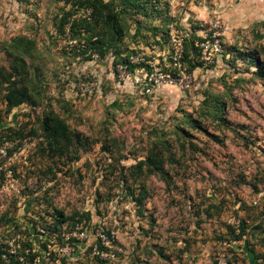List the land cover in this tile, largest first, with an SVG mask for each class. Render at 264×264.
Returning a JSON list of instances; mask_svg holds the SVG:
<instances>
[{
  "label": "rangeland",
  "instance_id": "1",
  "mask_svg": "<svg viewBox=\"0 0 264 264\" xmlns=\"http://www.w3.org/2000/svg\"><path fill=\"white\" fill-rule=\"evenodd\" d=\"M76 1L0 0V74L27 75L32 93L7 113L0 85V138L38 130L6 161L12 179L1 175L0 218L11 219L0 220L1 239L13 249L26 237L43 264H264V74L254 64H264V0H102L122 29L103 56L92 10ZM173 33L194 42L191 90L144 95L135 70L119 80L114 52L166 61ZM213 36L219 52L204 63L196 43ZM16 38L33 44L17 74ZM51 111L88 139L79 161L37 152ZM151 152L166 177L134 175ZM142 186L138 205L130 193ZM54 211L68 218L59 236L45 232Z\"/></svg>",
  "mask_w": 264,
  "mask_h": 264
},
{
  "label": "trees",
  "instance_id": "2",
  "mask_svg": "<svg viewBox=\"0 0 264 264\" xmlns=\"http://www.w3.org/2000/svg\"><path fill=\"white\" fill-rule=\"evenodd\" d=\"M76 5H86L92 10V30H95L96 28H98L99 30L94 34L93 38L95 39V41H93L91 45L94 47L93 49L95 51H98L103 56V49L107 44L106 40H113L116 37L115 41H121L122 37V29L120 27H117L116 22H114L116 21V17L115 14L111 11L110 4L104 3L102 0H78L73 3V6ZM65 18L62 24L65 22ZM81 23L85 26H88V30L90 31L87 22ZM110 25H112L110 30L105 31V28L108 29ZM76 26L79 28L82 25L78 24ZM161 33V38L163 39L169 36L167 31ZM100 37H103V39H101ZM190 43L193 44L194 42L191 41ZM190 43H188V40H185L184 57L185 62L187 63V66L191 71L193 65H191V54L188 50V44ZM14 47L17 51L18 57H16V61L18 62H16L14 66H11V70L14 71V73H18L19 69L25 70L27 68V64L23 58L32 49L33 44L31 41L24 38H16L14 41ZM194 50L197 51L198 49L194 48ZM127 57L128 55H125L124 57L119 55L118 52H114L112 55V59H115L113 64L116 66L118 63H123L126 61ZM19 64L22 66L21 68H18ZM254 64L257 68V74L263 75L264 64H261L257 60L254 61ZM134 68H131L130 70L133 72ZM0 76V85L4 92L3 102H5L7 113L12 109L32 100V93L29 88L27 75L21 79L13 78V75H11L10 73L8 75L0 74ZM39 131L40 136L42 137V144L37 149V152L44 158H47L49 160L64 159L65 162L68 163L77 162L79 161L80 153L85 151L87 149V146L89 145L87 138H85L82 134L72 130L64 119L54 114L52 111L43 116ZM26 135L37 137L38 130L30 129L28 133H26L23 129L11 130L9 134L2 136L0 140L5 138L7 140L15 141L20 140L21 138L19 143V146H21L22 139L25 138ZM164 164L165 161L160 152H151L145 160L138 162V164L132 168V171L136 177H140L144 173V171L149 175L158 174L162 177H166L167 174L164 171ZM138 192V196H136L135 192L133 191H131L130 195L138 205H142V200L144 199V195H146V188L144 186L139 187ZM6 215L7 214L3 215L0 218L1 222H10L11 219L7 220ZM50 217H52V223L50 224V226H48V229L45 230V232H47L49 236H59L60 234L58 227L66 224L68 222V218H64L62 213L56 211H54V213H52ZM72 219L74 220V217H72ZM77 219L79 221H81L82 219L88 220V215H77ZM246 227V224H244V222H241V224H239L238 226V233H236V231L233 229L231 230L233 241H240L243 239ZM16 229L17 228L12 229L14 232L13 237H16V232L18 230ZM8 242V240L1 239L0 237V264H43L42 262L36 261L38 254L36 252H33L32 244L26 237L22 239L17 236L14 240L13 249ZM103 247L104 246H100V249ZM255 264L260 263L255 262Z\"/></svg>",
  "mask_w": 264,
  "mask_h": 264
},
{
  "label": "built area",
  "instance_id": "3",
  "mask_svg": "<svg viewBox=\"0 0 264 264\" xmlns=\"http://www.w3.org/2000/svg\"><path fill=\"white\" fill-rule=\"evenodd\" d=\"M186 37L178 33L170 35L169 45L170 52L167 60L150 61L145 52L128 56L126 61L116 65V72L120 81L129 79L130 69L135 67L134 86L140 87L142 94L154 95L160 89L165 87H173L179 91H189L192 89L193 75L185 62V43ZM196 47L200 50L201 61L204 63L213 62L212 53L219 52V40L213 36L212 39L204 38L196 43ZM141 69L139 71V69ZM138 75V76H137ZM93 86L96 82L93 81ZM20 140H0V178L1 175L8 182L12 179L13 172L6 165V161L14 152L20 150ZM103 239V236L99 235Z\"/></svg>",
  "mask_w": 264,
  "mask_h": 264
}]
</instances>
